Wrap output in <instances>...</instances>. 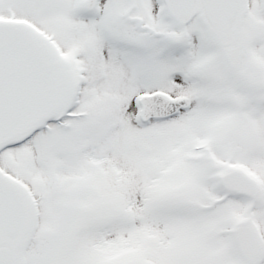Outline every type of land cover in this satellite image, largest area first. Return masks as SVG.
<instances>
[{
	"label": "snow or ice",
	"instance_id": "1",
	"mask_svg": "<svg viewBox=\"0 0 264 264\" xmlns=\"http://www.w3.org/2000/svg\"><path fill=\"white\" fill-rule=\"evenodd\" d=\"M0 264H264V0H0Z\"/></svg>",
	"mask_w": 264,
	"mask_h": 264
}]
</instances>
